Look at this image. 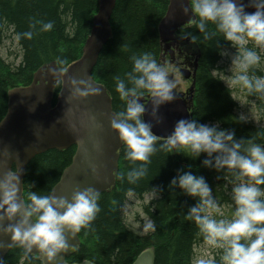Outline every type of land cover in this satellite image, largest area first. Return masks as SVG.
Segmentation results:
<instances>
[{
  "label": "trees",
  "instance_id": "obj_1",
  "mask_svg": "<svg viewBox=\"0 0 264 264\" xmlns=\"http://www.w3.org/2000/svg\"><path fill=\"white\" fill-rule=\"evenodd\" d=\"M167 6L168 0H115L109 21L111 36L92 71L93 80L102 84L111 98L114 112L123 110L125 103L115 91L114 77L126 80L125 73L132 68L130 58L149 52L161 64L158 25ZM96 9L97 0H0V120L6 112V94L10 89L29 84L33 73L41 66L54 63L63 69L80 56ZM47 21L52 22V28L40 31L41 24ZM179 30L186 36H196L191 44L199 51L190 119L209 125L219 122L220 128L234 131L236 139L255 136V142L264 145V95L248 93L224 81L227 76L223 55L225 52L234 54L236 49L224 41L220 33L205 40L192 21ZM208 30L214 31V25L209 24ZM25 31H32V37L21 36L18 40L17 33ZM7 45L16 48L10 59L4 57ZM247 46L253 47L251 43ZM257 51L261 60L249 69V74L254 72L261 76L264 75V51ZM58 89L57 86L54 90V98ZM236 92L252 104L258 124L245 120L240 114ZM142 97L149 95L145 92ZM163 142L156 141L158 145ZM74 151L75 148L70 147L35 156L23 178V198L26 199L29 184L32 190L49 194L70 164ZM176 151L157 148L147 164L146 175L132 183L126 178L127 171L137 162L125 159L122 145L114 186L99 194L100 211L89 226L78 232L79 246L71 250L67 263L87 260L94 264H132L143 249L152 247L155 264H195V248L206 241L192 219L186 216L188 207L195 201L168 187L169 180L182 167L204 176L212 187L213 197L226 208L221 217H215L219 219L232 216V175L227 170L202 167L203 153L193 160L184 156L183 150L181 154ZM152 186H158L159 190L154 191ZM129 196L138 201L151 196L141 209L155 229L149 228L145 236L135 233L124 221L123 208ZM216 252L214 259L219 261L222 249ZM39 258L40 254H25L22 248L14 246L4 260L5 264H41Z\"/></svg>",
  "mask_w": 264,
  "mask_h": 264
},
{
  "label": "clouds",
  "instance_id": "obj_2",
  "mask_svg": "<svg viewBox=\"0 0 264 264\" xmlns=\"http://www.w3.org/2000/svg\"><path fill=\"white\" fill-rule=\"evenodd\" d=\"M246 7L254 11L246 12ZM182 11L191 14L192 23L205 40L220 33L236 49L231 58L235 69L231 85L264 95V75L249 74V69L261 60L257 49L264 51V0H249L247 5L241 0H188V7ZM209 24L214 25V31L208 30ZM51 28L52 22L47 21L39 30ZM32 35V31L17 33V39H30ZM187 38L190 42L196 40L191 34ZM249 43L253 47H248ZM130 59L132 68L125 73L126 80L114 77L115 91L125 103L109 122L124 146L125 159L137 162L127 171V180L135 183L146 175L147 164L157 148L168 152L176 149L175 153L180 154L183 150L182 154L193 160L203 153L202 167L231 172L234 207L231 218L217 219L213 213L220 212V205L204 176L182 167L169 180L168 187L195 201L186 216L209 244L222 249L219 261L201 258L196 264H264V145L256 143L255 136L236 139L234 131L220 128L219 122L209 125L183 118L158 145L152 127L159 123V107L174 99L175 83L151 53ZM71 83L76 96L99 91L84 79L73 78ZM145 92L151 97V107L142 102ZM145 114L149 119L144 118ZM22 183L19 168L0 173V232L8 236L10 245L22 247L25 254L35 250L45 264H51L68 248L69 237L89 226L100 211L99 193L88 186L74 190L70 196L41 194L29 184L25 199L20 195ZM152 188L159 190L158 186ZM146 227L155 229L151 221ZM0 264H5L2 256Z\"/></svg>",
  "mask_w": 264,
  "mask_h": 264
},
{
  "label": "water",
  "instance_id": "obj_3",
  "mask_svg": "<svg viewBox=\"0 0 264 264\" xmlns=\"http://www.w3.org/2000/svg\"><path fill=\"white\" fill-rule=\"evenodd\" d=\"M241 2L247 5L249 0ZM114 6L115 0H97L96 13L77 59L63 69L54 63L41 66L33 73L29 84L7 92L6 112L0 120V173L19 168L23 182L27 165L35 156L48 150L62 151L74 147L70 164L62 171L49 194L70 196L74 190L88 186L100 194L114 186L122 143L109 126L114 113L111 98L103 85L92 78L99 54L111 36L109 21ZM187 7L188 0H168L165 15L158 25L160 42L164 47L173 41L177 30L192 21L191 14L182 11ZM245 11L254 9L246 7ZM183 76L188 77L187 74ZM73 78L84 79L99 91L84 97L76 96L71 83ZM57 86L59 89L54 98ZM174 93L172 101L159 107V123L152 127L159 140H164L171 133L177 120L190 119L187 102L180 94ZM141 99L151 107L150 96ZM144 118L149 119L147 114ZM22 191L21 184V197ZM78 246L76 233L69 237L68 248L59 253L51 264H69L66 258ZM13 247L8 236L0 232V256L4 258ZM28 254L39 253L33 250ZM39 260L45 264L41 256ZM132 264H155L153 248L143 249Z\"/></svg>",
  "mask_w": 264,
  "mask_h": 264
},
{
  "label": "rangeland",
  "instance_id": "obj_4",
  "mask_svg": "<svg viewBox=\"0 0 264 264\" xmlns=\"http://www.w3.org/2000/svg\"><path fill=\"white\" fill-rule=\"evenodd\" d=\"M16 48L15 46L7 45L6 50H4V57L10 59L15 53ZM9 53H12L9 55ZM224 60H225V74L227 77L224 78V81L231 85L230 80L231 77L235 75V69L234 66L231 64V58L233 56V53L225 52L224 53ZM166 71L168 72L170 78L175 83V88L173 89L176 93H183L185 89L188 87V82H186L184 79H182L177 72H174V70L171 67H165ZM240 91V90H238ZM235 100L239 104L240 114L245 118V120L251 121L253 123L258 124V118L257 115L253 109V106L250 102H245L243 98L241 97V93L235 94ZM151 199V196H146L143 198L142 201L136 200L134 197L129 196L127 199V202L123 208V217L126 225L133 230L135 233L139 234L140 236H145L149 233V228L146 227L148 224V219L143 214L141 205L146 204ZM226 209L225 207L220 206V212L214 213L215 217H221L223 214L222 211ZM225 216V215H224ZM227 218V217H224ZM218 247L211 245L207 242V240L201 244L198 245L195 248V264L196 262L201 259H214L216 255Z\"/></svg>",
  "mask_w": 264,
  "mask_h": 264
},
{
  "label": "flooded vegetation",
  "instance_id": "obj_5",
  "mask_svg": "<svg viewBox=\"0 0 264 264\" xmlns=\"http://www.w3.org/2000/svg\"><path fill=\"white\" fill-rule=\"evenodd\" d=\"M184 27L185 26L182 28ZM173 36V41L168 42V46L164 47V44H161L162 52L160 55V62L164 68L166 66L171 67L174 72H177L182 79L188 82V87L183 93H180V95L187 102L191 110L199 51L180 30H177ZM186 74L188 77L184 78L183 75ZM191 86L192 90H189Z\"/></svg>",
  "mask_w": 264,
  "mask_h": 264
}]
</instances>
